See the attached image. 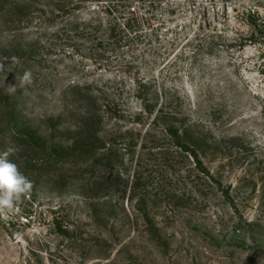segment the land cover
Listing matches in <instances>:
<instances>
[{"label":"rangeland","instance_id":"rangeland-1","mask_svg":"<svg viewBox=\"0 0 264 264\" xmlns=\"http://www.w3.org/2000/svg\"><path fill=\"white\" fill-rule=\"evenodd\" d=\"M36 1L0 14V153L90 124L115 161L16 150L0 264H264V0Z\"/></svg>","mask_w":264,"mask_h":264},{"label":"trees","instance_id":"trees-1","mask_svg":"<svg viewBox=\"0 0 264 264\" xmlns=\"http://www.w3.org/2000/svg\"><path fill=\"white\" fill-rule=\"evenodd\" d=\"M59 1H60L59 5L57 6L54 5L53 11L55 12H53L52 15H55L57 13H59V15L62 13H68V11L79 9L80 6L86 3H91V2L99 3V2H103L104 0H59ZM68 2H74V6L72 8H69ZM37 5L38 3L36 0H0V14L1 13L3 14L5 12H10L11 10H17L19 8L22 10V12L25 10H30V11L38 10L39 8ZM90 127L91 125L89 124L86 129L83 128V133L79 134L81 136V140L76 141L74 146L67 148L66 150L68 151V153L63 156H57L56 152L48 153V151L45 148H43L42 146L36 145V143L32 142L31 140L28 139V137H25L23 135H14L13 144L18 149L19 148L27 149V150L32 149L36 151L35 155H37L38 158H30V157L26 158L25 163L27 166H30V168L39 167L40 157H43L45 159L46 157H48L47 162L52 163V161L60 160L63 158H68V157H71L72 155L74 157L82 155V159H85V160H87L88 157L93 158V161L91 164L92 166L94 165L96 166L93 169L94 171H100V170L102 171L104 167L110 168L114 164V161H115V154L112 151V146L105 148L103 151L97 150L96 143L99 141V139L97 136H94L95 130L94 129L91 130ZM18 149L16 150L18 151ZM15 156H16V151H15V154L9 156V159L12 162L16 163L19 168L23 169L24 163L20 161V159L16 158ZM83 170L84 169H79V172H82ZM25 175L29 179L32 178V176H30V173L28 171L25 172ZM96 175L97 174H95L94 176L96 177ZM144 218H146V223L149 224L148 226H153V223L149 219V215L147 213ZM54 224L55 225L58 224V220H55Z\"/></svg>","mask_w":264,"mask_h":264},{"label":"clouds","instance_id":"clouds-1","mask_svg":"<svg viewBox=\"0 0 264 264\" xmlns=\"http://www.w3.org/2000/svg\"><path fill=\"white\" fill-rule=\"evenodd\" d=\"M15 149L7 148L0 153V216L13 208L15 201L31 192L33 183L19 170L16 163L9 159Z\"/></svg>","mask_w":264,"mask_h":264}]
</instances>
